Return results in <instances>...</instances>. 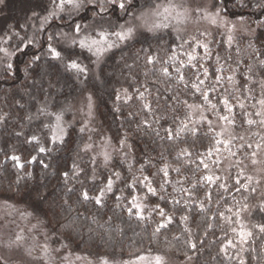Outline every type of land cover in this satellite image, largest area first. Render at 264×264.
<instances>
[{
    "label": "trees",
    "instance_id": "trees-1",
    "mask_svg": "<svg viewBox=\"0 0 264 264\" xmlns=\"http://www.w3.org/2000/svg\"><path fill=\"white\" fill-rule=\"evenodd\" d=\"M159 1L131 0L125 11L117 0H5L0 34L16 54L10 64L0 58V197L29 204L83 252L264 264V196L255 201L235 167L230 181L220 175L222 157L236 150L246 160L264 143V0H197L234 25V36L217 31L205 46L158 29L94 57L76 33L81 24L116 31ZM52 2L60 12L42 20ZM82 86L106 132L105 163L84 146L78 122L55 138L56 114L67 116ZM211 116L243 147L225 150ZM249 203L253 233L234 247L236 216Z\"/></svg>",
    "mask_w": 264,
    "mask_h": 264
},
{
    "label": "rangeland",
    "instance_id": "rangeland-1",
    "mask_svg": "<svg viewBox=\"0 0 264 264\" xmlns=\"http://www.w3.org/2000/svg\"><path fill=\"white\" fill-rule=\"evenodd\" d=\"M4 2L5 0H0V13ZM52 4L56 7L55 11L45 16L42 20L46 17L52 18L55 13L60 12L58 7L60 4L55 2H52ZM76 4H78V0H76ZM165 8L168 10L165 11ZM229 22L231 21L225 19V15L221 11H215L212 3H206V1L199 3L197 0H162L151 7L142 8L132 13L123 22L117 21L116 24L120 27H117L116 31L105 27L100 28L98 25L93 27L90 24H81L82 27L76 33L77 35L81 33L83 36L81 39L82 43L88 50L92 53L94 52L93 56L95 57L118 41L120 42L119 45L125 44L126 39L130 35L134 34L135 37L140 32H151L158 29H170L182 37L185 36L188 40H195L198 44L205 46L217 31L219 32L218 34L225 32L228 37L234 36V25L230 24L231 27H229ZM155 25H159V27H155ZM149 28L152 30H149ZM129 29H131V34L125 35V38L121 39L118 34H127ZM67 36L68 34L66 33L65 37L67 38ZM71 37L70 34L69 39ZM115 39L116 41H114ZM7 44L6 35L0 34V58L5 59V61L1 59V62L10 64L16 52L12 51L13 47L9 46L10 44ZM5 57L9 60L7 61ZM93 60L96 62L95 69L98 70L101 58L98 60L93 58ZM92 94L89 88L84 87L79 97L73 101L71 108L69 107L70 109L68 110L66 106L68 110L67 112L65 111L67 116L65 115L62 119L63 113H55L57 119H55V122L53 121L54 134L56 139H60L64 133V127L66 128L67 125L78 122L79 128H84L85 131H88L87 136L85 135L84 146L88 148L89 153L99 163H105L106 158L109 157V146L104 144L107 136L105 130L98 123L96 100ZM261 105L258 113L261 120H263L262 122H264V103H261ZM196 115L200 117L198 113ZM211 118L215 121L210 125L215 129H220V134L218 133V135L219 137L222 136L221 140L223 142H221V146L225 147V150H227L229 145V147L233 148L232 144L243 147L242 143H244V140L232 139L228 125H225L223 130L221 128L222 124L219 126V122L212 116ZM260 131L263 136V126ZM255 143L252 154L246 160L236 157V150L231 151L229 156L222 157L223 163L221 164L220 175H223L226 181H230L231 172H233L232 168L235 167L234 171H239L248 181V187L253 184V188L250 187L255 193H258L255 199V201H258V198L262 197L261 195L264 196V143L262 141H255ZM90 158L92 157L90 156ZM261 202L264 203V199H261ZM251 207L250 203L245 204L242 210L239 211V215L236 216L238 240H232L234 247L241 248L253 233L252 220L249 215L252 210ZM157 257L161 258V264H194L193 261L179 260L173 255L163 253L146 252L133 257H120L83 252L74 248L63 235L54 231L48 225V222L29 204H19L0 197L1 264H104V261H107V264H156Z\"/></svg>",
    "mask_w": 264,
    "mask_h": 264
},
{
    "label": "snow or ice",
    "instance_id": "snow-or-ice-1",
    "mask_svg": "<svg viewBox=\"0 0 264 264\" xmlns=\"http://www.w3.org/2000/svg\"><path fill=\"white\" fill-rule=\"evenodd\" d=\"M66 2L69 4H73V6H78V4H76V0H66ZM113 2H115V0H113ZM63 3H65V0H61V5H63ZM130 5H131V0H120L118 7L120 9L127 11L128 6H130ZM164 10L167 11L168 9L165 8ZM145 23H147V21H145ZM155 27H159V25H155ZM76 30L79 31V25L76 26ZM149 30H152V29L149 28ZM130 34H131V29H129L127 34H118V35H120L121 39H123V38H125V35H130ZM57 55H59V54L57 53ZM73 67H76V65L74 64ZM262 103H264V101H262ZM249 122L251 123V121H249ZM41 151H43V149H41ZM209 179H211V178L209 177ZM84 195H85V198L87 199V194L85 193ZM97 202H99V201H97ZM104 264H107V261H104ZM156 264H161V258L160 257L156 258Z\"/></svg>",
    "mask_w": 264,
    "mask_h": 264
}]
</instances>
